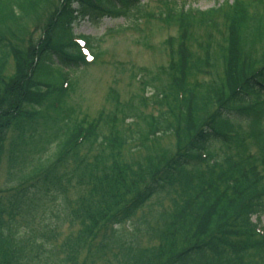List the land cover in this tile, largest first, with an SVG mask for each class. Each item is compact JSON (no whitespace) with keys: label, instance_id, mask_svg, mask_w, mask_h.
<instances>
[{"label":"trees","instance_id":"trees-1","mask_svg":"<svg viewBox=\"0 0 264 264\" xmlns=\"http://www.w3.org/2000/svg\"><path fill=\"white\" fill-rule=\"evenodd\" d=\"M263 2L233 0L197 13L165 0L150 15L140 0H0V157L6 145L12 181L0 191V264H78L82 254L96 264L92 252L113 257L103 264H264V134L254 144L242 126L264 120ZM95 13L132 19L134 31L142 19L172 24L177 34L174 45L164 42L168 64L143 78L151 96L123 103L119 117L100 126L67 105L77 86L68 72L86 66L73 31ZM30 27L40 34L25 43ZM83 39L91 48L92 37ZM213 41L219 78L185 87L189 76L215 68ZM192 42L194 54L184 48ZM163 136L174 139V153L154 158ZM123 149L137 161L128 174L112 161ZM149 149L153 158L142 161ZM68 188L79 189L73 203ZM161 194L169 205L142 217L137 230L154 246L134 248L135 234L121 237L118 227ZM45 198L52 206L43 224L22 233L19 224L29 216L32 224Z\"/></svg>","mask_w":264,"mask_h":264},{"label":"rangeland","instance_id":"rangeland-1","mask_svg":"<svg viewBox=\"0 0 264 264\" xmlns=\"http://www.w3.org/2000/svg\"><path fill=\"white\" fill-rule=\"evenodd\" d=\"M156 1L157 0H140V3H142L143 7L145 6L144 9L152 15L158 12V9L155 8L157 6ZM176 1L180 2L182 0ZM186 1L184 9L192 8L199 11H205L224 3L225 1L231 3L233 0ZM55 3L56 0H53L54 5ZM178 6L180 7V5ZM46 15V12L42 15L38 23L39 26L42 25ZM99 16L100 15L96 14L91 16L89 20L85 19L73 32L76 35L93 37V51H91V53H93L95 57L91 64L86 67L70 69V71L68 70L70 78H73L74 81H76L77 86L75 92L71 94L67 102L68 106L75 109L77 117L84 118L85 121L91 122V124H96L97 126H100L98 121H102L109 115L116 114L117 117H119L120 105L123 103L136 104L140 102V100H144L151 96L154 91L151 87H143L146 85V82H148L143 81V78L148 79L149 73L158 72L159 68L168 64L170 50L168 49V44H164V42L169 41L174 45L176 39L173 41L170 40L174 39L177 35L176 29L172 27V24L168 27H163L161 23L152 19H150L147 24L144 23L145 21L142 19L140 30L134 31L133 29H130L132 21L130 22V20L124 18L123 16H102L101 18ZM215 22L218 23L219 20L217 19ZM219 28L220 27L216 29L214 27L211 31V35H213L214 39L217 40L219 39L217 38L218 34H216V31ZM196 31L195 35L198 39L202 41L207 39L206 36L202 37L204 35L202 28L196 29ZM29 32H31L32 37H26L25 43H27L30 39L36 41L40 34V30L35 29L34 27H30ZM182 35L183 34L180 35V38ZM184 48L186 52L194 54V51L197 49V43H189L184 45ZM260 49L261 48H257V50ZM210 50H212L213 56L217 58L215 61V68H208L205 70L206 72L199 71L189 76L188 81H184L185 87L186 84H188L191 88L197 86L200 82H202V80L206 81L208 79L213 80L212 78H219L222 71V63L220 57L218 56L219 50L217 46L214 45V41ZM99 52L101 53L99 54ZM259 52L260 51H258V53ZM252 54L254 55L253 52ZM198 55L199 52L196 53V56ZM13 72L14 63L11 60L7 68V75L12 77ZM167 82L168 81H164L163 79V81H159L156 85L160 86L161 83ZM110 93H115V100L112 99ZM153 109L154 108L149 106L144 113H148L147 111H152ZM242 126L244 132L249 134L251 142L254 144L257 142L255 138H257L261 133L264 134V120H262L260 127H254L249 123L247 125L242 123ZM174 145H176V143L172 137H161L159 140V149H161L162 152L154 154L156 155L154 158L162 157L165 150H167V153H170V156H172L174 153ZM5 148L6 145L0 157V191H5L7 186L12 184V181L8 180L7 177L6 158L4 155ZM141 152L142 151H140L139 154H141ZM149 153L150 154H146L145 152H142L141 160L146 161L152 159L153 154L151 149H149ZM122 155L123 156L120 157H117L116 155L113 156L112 161L123 165L128 174L135 168L134 166L137 161L135 156L127 154L125 149L122 150ZM132 182L129 184L130 186ZM78 190L79 189L73 190L72 188H68V195L72 203L78 195L75 194ZM128 190L129 187L126 189V192ZM80 192H82V190ZM1 196L2 193L0 194V198ZM168 200L169 198L163 194L158 197H154L134 219L118 227V235L129 238L132 234H135L133 236V240L135 241L133 244L134 248L150 249L154 246V243L152 241H148L145 234L137 233L138 226L141 224L142 217L148 216L151 211L153 212L159 208L167 207L169 205ZM39 204L41 208L38 209L39 213L37 214L34 222L32 224L29 223L31 220V217L29 216L19 224V228L22 233L27 227H30L29 229H37L43 224L42 213L45 211V207L52 206V203L49 199L46 200L45 198L41 200ZM261 221L264 226V215L261 217ZM25 224L28 225L25 226ZM67 232L68 229L66 225H63L59 230L58 235L60 236L58 239L60 240L66 236ZM83 259L84 254L80 256L78 264H89V262L87 263V258ZM112 259L113 257L111 255L100 257L94 252L88 256V260H94L96 264H103V261Z\"/></svg>","mask_w":264,"mask_h":264}]
</instances>
